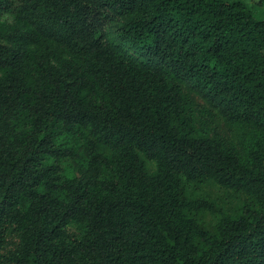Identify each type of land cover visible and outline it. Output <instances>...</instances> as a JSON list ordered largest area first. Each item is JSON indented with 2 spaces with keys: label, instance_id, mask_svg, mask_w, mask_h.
<instances>
[{
  "label": "trees",
  "instance_id": "1",
  "mask_svg": "<svg viewBox=\"0 0 264 264\" xmlns=\"http://www.w3.org/2000/svg\"><path fill=\"white\" fill-rule=\"evenodd\" d=\"M0 264H264V0H0Z\"/></svg>",
  "mask_w": 264,
  "mask_h": 264
},
{
  "label": "rangeland",
  "instance_id": "2",
  "mask_svg": "<svg viewBox=\"0 0 264 264\" xmlns=\"http://www.w3.org/2000/svg\"><path fill=\"white\" fill-rule=\"evenodd\" d=\"M248 3L251 4V1H248ZM196 97H197V96H196ZM197 99H198V97H197ZM198 100H199V99H198ZM199 101H200V100H199Z\"/></svg>",
  "mask_w": 264,
  "mask_h": 264
}]
</instances>
